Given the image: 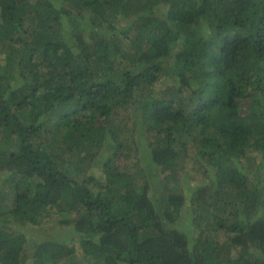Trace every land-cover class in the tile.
<instances>
[{
    "label": "trees",
    "instance_id": "16d2710c",
    "mask_svg": "<svg viewBox=\"0 0 264 264\" xmlns=\"http://www.w3.org/2000/svg\"><path fill=\"white\" fill-rule=\"evenodd\" d=\"M0 56V264H25L32 241L15 227L53 213L74 215L58 223L79 246L35 240L32 264H264V180L234 163L264 151V0H0ZM123 112L159 170L156 202L138 158L116 163ZM176 133L214 190H182ZM107 136L119 143L97 179ZM187 202L191 250L162 226Z\"/></svg>",
    "mask_w": 264,
    "mask_h": 264
},
{
    "label": "rangeland",
    "instance_id": "374dc122",
    "mask_svg": "<svg viewBox=\"0 0 264 264\" xmlns=\"http://www.w3.org/2000/svg\"><path fill=\"white\" fill-rule=\"evenodd\" d=\"M1 57V56H0ZM169 68L168 66H166ZM171 70V69H169ZM169 76V75H168ZM171 77V76H169ZM170 79V78H168ZM166 83L162 80L158 82L155 85V90L162 91L166 88ZM132 111H129V114ZM124 116V117H123ZM125 117H127L126 113H122V117H117L116 122L120 123L124 121ZM120 121V122H119ZM131 123H127L125 125L121 124L120 131L118 134V141L121 144L122 153L119 156V162L123 164H129L130 160H134L135 158H138L140 161L141 167L143 169V172L145 171L144 175L149 183V193L151 196H153L154 202H156L157 197L160 195L158 193V190H160L162 184H161V177L158 174L159 170L158 168L154 171H151L149 169V163L151 162L147 155L146 151V141H145V134H143L142 131L137 132L136 130H130ZM140 129V128H139ZM195 138V136H193ZM9 140V139H8ZM11 140V139H10ZM9 140V141H10ZM254 140H251L253 142ZM114 144L113 141L110 139V137L107 136V141L102 147V151L99 152V154L92 160V163L87 167L90 169V172L93 176H95L97 179L100 177L99 172V161L102 162L103 159H106L107 156L114 151L115 147H118V143ZM136 143V145L139 147V150L136 151V149L133 147V143ZM174 147L177 150L182 149L183 147L186 149V156L184 157V163H183V173L181 175L180 183L182 182V190L185 191L186 195H190V193L194 192L196 189L200 188L203 185H208L211 190H214L215 187V176L214 171L211 167H209L206 163L203 161H200L197 163V159L195 158V144L193 142L192 137L187 136L186 134H175V144ZM244 155L239 156L238 158L234 159V163L236 165L242 164L243 167L246 168L247 171L250 172V174H257L261 180H264V151H256L253 146L246 147ZM117 160V161H118ZM123 167V166H122ZM125 171L129 172L132 177H134L137 181V183H141L139 180H137L136 175V169L135 168H129L125 169ZM5 180L3 174L0 175V196L5 199V195H3V192L5 191V185L2 184ZM191 196V195H190ZM193 196V195H192ZM231 196V193L230 195ZM2 214V212H0ZM73 214H67L65 216H60L56 213H53L52 218H49L46 222L40 223V224H29L27 223L24 226L15 227V235L16 234H23L29 241H32L30 245L28 246V260L25 264H32L31 256L34 252V249H36V243L35 240H42V241H59V242H65L69 246H75L76 248L78 245V236L75 233V230L73 229L72 225H64L59 224L58 220H71L73 219ZM2 222L5 224L8 223V226L13 230L14 225L13 221L11 220L9 215H2L1 216ZM162 226L167 230L170 231L171 229H177L181 233H183L187 238V245L188 249L191 250L192 246L194 245V242L198 235V229H196L195 225L193 224V220L191 218V210L190 206L187 202V204L184 205L182 210L180 211V214L178 216V220L176 223H168L166 220L162 222ZM218 240L220 243H226V236L224 233H220L218 236ZM254 250H250L252 252ZM79 254V252H77Z\"/></svg>",
    "mask_w": 264,
    "mask_h": 264
},
{
    "label": "clouds",
    "instance_id": "9594fccd",
    "mask_svg": "<svg viewBox=\"0 0 264 264\" xmlns=\"http://www.w3.org/2000/svg\"><path fill=\"white\" fill-rule=\"evenodd\" d=\"M124 117V116H123ZM124 121H125V123L127 124V123H131V127H130V130H136L137 129V132H139V131H142V129L140 128L139 129V127H137V126H135V125H133V122H132V119L130 118V117H125V119H124ZM120 131V130H119ZM140 133V132H139ZM101 175V174H100Z\"/></svg>",
    "mask_w": 264,
    "mask_h": 264
}]
</instances>
